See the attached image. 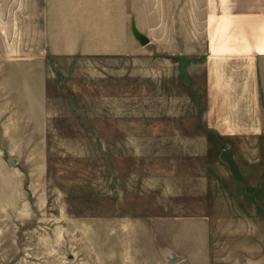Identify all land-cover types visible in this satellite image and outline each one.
I'll list each match as a JSON object with an SVG mask.
<instances>
[{"label": "rangeland", "instance_id": "1", "mask_svg": "<svg viewBox=\"0 0 264 264\" xmlns=\"http://www.w3.org/2000/svg\"><path fill=\"white\" fill-rule=\"evenodd\" d=\"M54 1L0 0V264H264V137L207 129L202 50L55 55Z\"/></svg>", "mask_w": 264, "mask_h": 264}, {"label": "crops", "instance_id": "2", "mask_svg": "<svg viewBox=\"0 0 264 264\" xmlns=\"http://www.w3.org/2000/svg\"><path fill=\"white\" fill-rule=\"evenodd\" d=\"M90 5L48 4L40 29L48 39L44 50L84 56L137 55L149 45L155 53L179 56L202 50L197 61L207 129L229 139L264 137V0H104L95 12ZM132 25L148 39L145 45L133 36ZM181 259L171 252L166 263Z\"/></svg>", "mask_w": 264, "mask_h": 264}, {"label": "water", "instance_id": "3", "mask_svg": "<svg viewBox=\"0 0 264 264\" xmlns=\"http://www.w3.org/2000/svg\"><path fill=\"white\" fill-rule=\"evenodd\" d=\"M131 30L133 36L141 45H145L148 42V39L143 34L139 33L133 25L131 26Z\"/></svg>", "mask_w": 264, "mask_h": 264}]
</instances>
